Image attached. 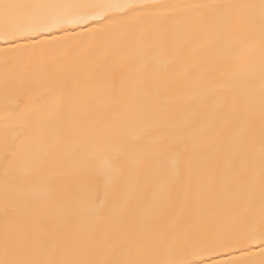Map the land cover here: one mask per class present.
<instances>
[{"label": "snow or ice", "instance_id": "1", "mask_svg": "<svg viewBox=\"0 0 264 264\" xmlns=\"http://www.w3.org/2000/svg\"><path fill=\"white\" fill-rule=\"evenodd\" d=\"M0 264H264V0H0Z\"/></svg>", "mask_w": 264, "mask_h": 264}]
</instances>
